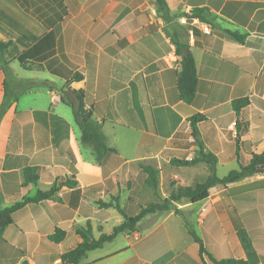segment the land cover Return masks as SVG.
Segmentation results:
<instances>
[{"label": "crops", "instance_id": "0c3cea01", "mask_svg": "<svg viewBox=\"0 0 264 264\" xmlns=\"http://www.w3.org/2000/svg\"><path fill=\"white\" fill-rule=\"evenodd\" d=\"M167 1L172 14L193 7L188 0ZM228 1L264 3L205 0L200 6H211L214 25L199 22L192 32L185 29V16L177 18L178 29L174 21L165 23L155 0H64L69 14L53 28L55 55L65 54L84 77L67 83L41 61L48 28L17 0H0V40L12 41L5 52L7 72L0 69V108L5 82L17 97L0 121L1 206L58 186L54 197L27 203L13 214L0 238V264H63L61 255L82 241L78 226L90 222L99 238L124 221L114 206L102 207L99 200L115 203L117 198L132 215L140 211L139 202L164 201L178 186H194L209 175L204 161L177 166L174 158L199 159L203 151L211 152L223 177L248 163L252 153L264 152V7L251 17L255 26L250 28L220 13ZM229 30L247 35L245 41L230 37ZM173 37L190 45L196 62L199 84L190 104L180 99L181 58ZM24 53L26 62L44 66L26 69L19 60ZM69 89L85 90L86 108L103 123L108 146L116 150L107 152L102 163L82 142L73 108L62 101ZM238 97L251 101L240 115L232 104ZM196 113L206 116L197 123V136L191 127ZM238 120L241 129L249 123L241 136ZM107 129L116 142L110 143ZM142 165L159 171L157 189L147 185ZM26 168L37 169V181L25 183ZM247 199L254 201L237 202ZM228 210L243 220L231 234L219 216ZM213 214L217 219L210 221ZM185 221L199 228L217 259L246 258L238 236L239 228L245 229L260 256L258 264H264V175L216 185L203 202L173 201L172 209L147 214L135 231L89 251L80 264H215L200 255ZM57 227L66 230L60 243L49 238Z\"/></svg>", "mask_w": 264, "mask_h": 264}, {"label": "trees", "instance_id": "16d2710c", "mask_svg": "<svg viewBox=\"0 0 264 264\" xmlns=\"http://www.w3.org/2000/svg\"><path fill=\"white\" fill-rule=\"evenodd\" d=\"M22 8L31 15L40 20L47 28L48 33L43 39L47 52L44 54L41 61H46L49 69L60 75L67 80V83L83 80V75L75 71L74 65L66 57L65 54L61 56L55 55V34L54 26L69 14L64 0H17ZM158 8V12L162 19L169 23L174 19L179 18L180 14H172L169 3L167 0H155ZM205 3V0H188V4L193 7H197V13L194 18L199 19L203 23H207L211 26L214 25L215 15L211 11V6L200 4ZM217 7V4H216ZM219 7V6H218ZM261 7H264V3L258 2H240V1H228L221 8L220 13L224 16L230 17L234 23L238 25H248L250 28H254L255 23L250 22L251 17ZM264 14V11H263ZM257 15V14H256ZM186 17H189L186 14ZM230 37L243 43L247 37L245 34L229 30ZM12 41L0 40V69L7 72V66L9 61L5 57L6 50L10 47ZM176 46V54L180 56V71L178 73V89L180 93V99L190 104L194 99L199 84V77L196 67L194 55L190 49V45L182 43L174 39ZM27 53L19 56V60L26 69H32L37 66L42 68L43 63L36 64L25 61ZM6 96L5 100L0 108V121L5 114L8 107L16 100V96L12 95L5 82ZM70 93L64 91L62 95V101L73 108L76 123L82 131V142L93 147L95 153V159L98 163H102L104 155L109 151H116L114 148L108 146L107 137L103 131V123L94 118L93 110L86 108L87 94L84 89H72ZM249 97H238L232 101L234 110L238 115L250 104ZM206 119V116L201 113H196L191 117V127L193 134L197 136L198 127L197 123ZM242 122L237 121L239 127V136L242 133L248 131L249 123L245 122L241 129ZM239 147V141H238ZM204 161L207 164L209 175L207 178L196 183L194 186H178L176 191L173 192L163 202L144 203L139 202L140 211L135 214H128L125 209L121 207L117 198H114V202L98 201L102 207L114 206L123 216L124 221L115 226L110 234L102 233L99 238L94 237L93 227L90 222L85 226H78L76 232L82 237V241L73 249L63 253L61 260L63 264H80L82 259L86 257L89 251L102 248L106 242L114 240L118 234L123 232H132L137 229L138 223L150 213H160L173 208V201H179L182 198H187L193 203L203 202L210 196V190L216 185L227 186L231 183L241 181L251 175H264V152L252 153L248 163H240L238 169L230 171L227 175L220 177L217 174V161L218 158L211 152L203 151V158L184 160L174 158L171 160L172 164L177 166H192L196 163ZM142 169L147 173L146 183L148 186L157 189L159 185V171L151 165H142ZM25 183L35 182L38 179L37 169L26 168ZM77 182H74V185ZM58 190V186L54 185L49 191H38L33 197L25 198L18 201L15 204L2 207L0 202V238L3 237L6 228L13 223V214L22 208L27 203L40 202L48 198L54 197ZM178 212V210H177ZM185 225L190 235L194 238L199 245V253L203 257L208 255L210 260L215 264H258L260 261L259 255L256 252L252 239L249 233L245 229L238 231L241 244L245 250L246 258H215L205 247L204 241L194 227L187 221ZM66 237V230L57 227L54 233L49 238L57 243L62 242ZM26 264V263H25Z\"/></svg>", "mask_w": 264, "mask_h": 264}, {"label": "rangeland", "instance_id": "374dc122", "mask_svg": "<svg viewBox=\"0 0 264 264\" xmlns=\"http://www.w3.org/2000/svg\"><path fill=\"white\" fill-rule=\"evenodd\" d=\"M173 6H174V9L176 8L175 7V5L173 4ZM198 7V6H197ZM197 7H192L191 9H190V11H187L186 9H182L183 8V5H181L180 6V9H182V10H179V11H177L176 13L177 14H180L181 16H185L186 17V14L189 16V17H186V19L184 20V22H185V29H187V30H192V32L193 31H195V30H197V27H196V24L198 23L199 24V22H201L199 19H197V18H194V16L196 15V13H197ZM157 10H158V8H157ZM172 12V11H171ZM159 13V12H158ZM161 16V15H160ZM195 19H197V20H195ZM175 23H174V26H175V29H178V25H177V23L179 22V21H177V18L175 19V20H173ZM172 21V22H173ZM166 23V22H165ZM173 40H174V37L172 38ZM70 90V89H69ZM71 91H66V93H70ZM107 133H108V135H109V137H110V143H114V142H116L117 140H116V138H115V136H113V134H112V130H109V129H107ZM177 189V188H176ZM176 189L173 191V192H175L176 191ZM172 192V193H173ZM256 194V193H255ZM254 194H251V196H253ZM253 201H254V199H247L246 201H239V200H237V202L239 203V204H244V205H246L247 204V206L249 205V204H251V203H253ZM161 202H163V201H161ZM161 202H159V203H161ZM222 207L224 208L225 207V205H222ZM178 213L179 214H181V215H183L179 210H178ZM221 215V216H220ZM219 216H220V220L222 221V224H224V226H225V228L227 229V234L229 233V234H231V230L233 231L237 226H239V225H242V223H243V220H242V218L240 217V216H238L237 215V212L236 211H234V210H228V211H224V214H221V212H220V214H219ZM212 217H214L215 219H217V217H216V215L215 214H213L212 216H210V221L212 220V219H214V218H212ZM113 221H111V222H109V226H112L113 225ZM197 228V227H196ZM240 229H242V228H239V230ZM197 231H198V233L200 232L199 231V228H197L196 229ZM238 230V231H239ZM200 234V233H199ZM252 239V238H251ZM258 240V239H257ZM256 240V241H257ZM262 238L260 239V240H258L257 242H259V243H262ZM254 241H252V243H253ZM254 245V244H253ZM261 246H262V244H261ZM255 248V247H254ZM256 250V249H255ZM257 252V251H256ZM226 255H233V254H231V253H227ZM259 258H260V256H259Z\"/></svg>", "mask_w": 264, "mask_h": 264}, {"label": "built area", "instance_id": "2783aa9c", "mask_svg": "<svg viewBox=\"0 0 264 264\" xmlns=\"http://www.w3.org/2000/svg\"><path fill=\"white\" fill-rule=\"evenodd\" d=\"M205 30H209V26H205Z\"/></svg>", "mask_w": 264, "mask_h": 264}]
</instances>
